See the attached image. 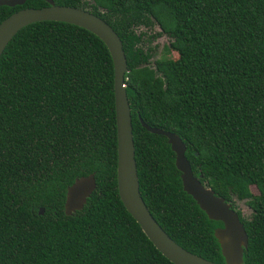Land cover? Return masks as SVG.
I'll use <instances>...</instances> for the list:
<instances>
[{"label": "trees", "instance_id": "obj_1", "mask_svg": "<svg viewBox=\"0 0 264 264\" xmlns=\"http://www.w3.org/2000/svg\"><path fill=\"white\" fill-rule=\"evenodd\" d=\"M104 20L123 43L140 194L186 251L224 264L210 221L182 190L164 136L186 146L194 176L235 208L245 201L244 264H264V0H53ZM27 0L0 7V23ZM158 27L178 58L148 65L139 29ZM114 73L90 32L41 22L0 58V264H172L121 203L116 183ZM94 173L84 208L64 214L66 189ZM255 187L257 194L251 192ZM44 209L43 215L38 210Z\"/></svg>", "mask_w": 264, "mask_h": 264}, {"label": "water", "instance_id": "obj_2", "mask_svg": "<svg viewBox=\"0 0 264 264\" xmlns=\"http://www.w3.org/2000/svg\"><path fill=\"white\" fill-rule=\"evenodd\" d=\"M26 1L0 0V7H21ZM42 1L48 6L39 9H20L0 23V58L19 31L36 23H65L84 29L99 38L107 47L113 63L117 138L116 183L121 203L148 240L170 263L218 264L196 256L175 243L153 218L141 197L135 162L131 110L125 88L128 66L123 43L117 33L104 20L86 10L59 6L53 0ZM139 121L149 133L166 137L167 144L175 155V167L180 173L182 190L192 198L208 220L221 224L213 234L219 244L224 264H244L248 236L237 210L232 209L230 203L215 195L211 188L202 183L201 175L194 176L190 162L185 157L186 146L178 135L150 127L141 119ZM96 188L94 173L76 178L66 189L65 216L70 217L81 211ZM37 213L43 215L44 209L40 208Z\"/></svg>", "mask_w": 264, "mask_h": 264}, {"label": "rangeland", "instance_id": "obj_3", "mask_svg": "<svg viewBox=\"0 0 264 264\" xmlns=\"http://www.w3.org/2000/svg\"><path fill=\"white\" fill-rule=\"evenodd\" d=\"M138 32L142 33L143 36V47L144 49H152V59L149 63V68H154V62L161 58L177 59L178 55L175 51L170 48L171 40L165 35H158L160 29L154 27L153 29L141 28ZM251 192L256 195L257 190L255 187H251ZM235 201V208L241 213L244 218H249L251 210L246 205L245 201Z\"/></svg>", "mask_w": 264, "mask_h": 264}]
</instances>
